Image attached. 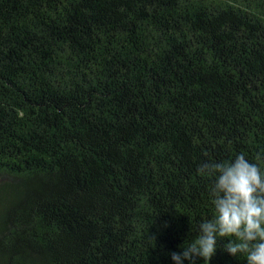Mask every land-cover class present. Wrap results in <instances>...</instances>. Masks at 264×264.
Listing matches in <instances>:
<instances>
[{"label":"trees","instance_id":"trees-1","mask_svg":"<svg viewBox=\"0 0 264 264\" xmlns=\"http://www.w3.org/2000/svg\"><path fill=\"white\" fill-rule=\"evenodd\" d=\"M241 153L264 169V0H0V264H175L198 167Z\"/></svg>","mask_w":264,"mask_h":264},{"label":"clouds","instance_id":"clouds-1","mask_svg":"<svg viewBox=\"0 0 264 264\" xmlns=\"http://www.w3.org/2000/svg\"><path fill=\"white\" fill-rule=\"evenodd\" d=\"M261 159L259 155L255 158ZM211 177V218L202 220L197 235L182 253H171L175 264L196 258L209 264L218 241L227 240L224 251L233 257L243 255L246 264H264V169L243 153L226 162H205L198 169Z\"/></svg>","mask_w":264,"mask_h":264}]
</instances>
